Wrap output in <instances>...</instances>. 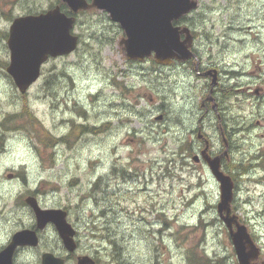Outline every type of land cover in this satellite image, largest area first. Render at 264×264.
Here are the masks:
<instances>
[{"label":"rangeland","instance_id":"rangeland-1","mask_svg":"<svg viewBox=\"0 0 264 264\" xmlns=\"http://www.w3.org/2000/svg\"><path fill=\"white\" fill-rule=\"evenodd\" d=\"M55 3L0 0V121L26 100L53 138L75 130L70 144L58 138L48 145L30 129H5L0 122V212L24 201L27 184L38 181L46 206L100 218L98 228L110 231L102 233L105 246L116 251L119 264H191L202 252L238 264L216 211L218 182L207 165L191 158L204 146L196 132L189 134L198 124L215 138L213 153L225 148L215 118L197 120L210 79L197 73L194 60L165 65L128 59L120 26L91 13L76 18L77 48L50 57L20 93L5 72L9 50L2 32L14 17ZM180 22L193 34L201 65L219 72L222 122L231 132L224 171L238 160L254 162L252 155L264 152V0H198ZM78 123L107 126L89 131ZM260 162L238 173L231 202L260 248L258 263L264 261Z\"/></svg>","mask_w":264,"mask_h":264},{"label":"water","instance_id":"water-1","mask_svg":"<svg viewBox=\"0 0 264 264\" xmlns=\"http://www.w3.org/2000/svg\"><path fill=\"white\" fill-rule=\"evenodd\" d=\"M72 13L95 8L105 11L111 21L124 32L120 43L124 44L129 59L143 60L153 56L157 63L169 64L173 59L180 61L194 57L191 50L192 34L186 26L175 22L190 13L197 6V0H61ZM74 15H67L59 4L39 13L18 15L13 18L5 40L9 50V61L5 71L12 78L19 92L27 91L40 75L42 64L48 57L72 52L77 46V36L72 33ZM181 33L185 35L181 39ZM211 87L216 83L214 70ZM208 144L195 154L193 159H204L210 173L219 184V201L216 204L218 217L226 227L238 264L258 263L260 248L256 245L247 226L231 212L234 182L230 175L221 170V157L227 155V147L215 156L207 152ZM40 226L46 222L55 223L60 235L66 241V213L60 208H40L35 199L27 198ZM26 242L24 231L14 235L13 243ZM4 252H0L2 257ZM44 257V264L46 263Z\"/></svg>","mask_w":264,"mask_h":264},{"label":"flooded vegetation","instance_id":"flooded-vegetation-1","mask_svg":"<svg viewBox=\"0 0 264 264\" xmlns=\"http://www.w3.org/2000/svg\"><path fill=\"white\" fill-rule=\"evenodd\" d=\"M180 36L181 39L185 37L182 33ZM192 47L193 45L191 49ZM192 51L194 52L193 49ZM188 60H194L193 68L197 70V73L206 80L210 79L208 91L203 95L204 97L199 104L200 111H197L199 113L197 120L200 122L205 118L210 119L212 115L216 120V127L219 129L221 142L224 146H228V144H231V132L224 130L226 123L224 122V126L222 122V115L225 114V110L223 109L224 106L220 104L221 100L219 95H217L218 91L223 90L222 86H220L221 82H219L218 69L213 66L204 68L201 65V60L199 62L196 53L194 57L187 58L184 61ZM214 70H216V83L211 87ZM82 125L84 123H78L79 129ZM198 125L197 128L190 129L189 134L196 132V141L198 143H202L203 145L207 143L209 146L213 144L215 138L206 135L201 129V125ZM198 149L200 151L202 148ZM208 152L211 155L220 154V151L213 153L210 147L208 148ZM191 153H193L191 158L195 164L207 165L202 159H198L197 161L193 159L196 154L194 150ZM221 168L224 169L223 157H221ZM17 176L23 175L19 173L15 177ZM31 185L35 186V188ZM31 185L27 184L29 194L24 201L12 206L8 211L0 212V218L2 219V223L0 224V252H4L3 256L0 257V264H44V257H47V264H119L116 251L108 249L105 246V235L103 234L102 236V233L107 230L106 234H109L110 231L108 229L98 228L96 222L100 219L99 217H72L69 211L64 208L59 206H46L40 200L38 181ZM27 198L35 199L37 205L41 208H60L65 211V219L69 225L66 230V241L60 235L54 222L48 221L43 226L39 225L41 219L37 217L32 205L26 201ZM20 231L25 232L26 242L20 243V241H17L13 243L14 235Z\"/></svg>","mask_w":264,"mask_h":264},{"label":"trees","instance_id":"trees-1","mask_svg":"<svg viewBox=\"0 0 264 264\" xmlns=\"http://www.w3.org/2000/svg\"><path fill=\"white\" fill-rule=\"evenodd\" d=\"M55 4H59L62 11H64L66 14L73 15V13L68 9L67 5L65 3H63L61 0H56ZM52 6H53V4H50L49 8ZM28 12H36V11L29 10ZM91 13H96L99 17H101V16H105L104 18L108 17V16H106L107 14L105 12H97V10L94 8H90L87 10H80L78 12V15L91 14ZM185 17H183V18H185ZM9 19H12V18H9ZM176 24H182V23L180 22V20H178L176 22ZM2 37L6 39L7 33L5 31L2 32ZM189 62H191V60ZM1 64H6V62H2ZM8 78L11 80V78L9 76H8ZM20 96H21V98H23V97H25V94H20ZM20 119H22V121L25 123L27 128L16 124L17 122H19L18 120H20ZM14 121H17V122H14ZM0 122L2 125L5 124L4 125L5 129H6V127L10 128V130L11 129L15 130V129H19V128H23L24 130L30 129V131H34L36 133V135L39 136L41 143L48 144V145H49V143H51V145H53L54 141L57 140L58 138L65 139L70 144L71 141H70L69 137L70 136L72 137L74 135V132H75V130L72 128L69 131L70 133L67 132V133H64L63 135H61L60 137H54L53 138L51 133L46 128H44L42 123L34 116L32 111L30 110L29 106L27 105L26 100L24 103H22V108L19 112L14 113V114L11 113V114L4 116ZM106 126H107L106 124H102V126H86L84 124L81 126V128H88L89 131H95V130H100V127L104 129ZM76 127H77V125H76ZM188 149H190V145H189ZM258 157H259V161L256 160V159H258ZM251 158L254 159V162L248 161L246 164H244V163H242V160H238L237 162H235V164L232 165V167L231 166H230V168L226 167L227 168L226 173L230 174L231 177L233 178V180L236 181L238 173H240V174L245 173V172L247 173V171L252 166H257L259 164L262 165V162H260V159H261V161L264 160V152L252 155ZM231 169L233 170V172H231ZM236 170H237V172H236ZM93 184L91 185V188L96 187L97 180ZM191 264H228V263H226L224 257L223 258L222 257L211 258L205 252H202L199 256L194 255V260H192Z\"/></svg>","mask_w":264,"mask_h":264}]
</instances>
